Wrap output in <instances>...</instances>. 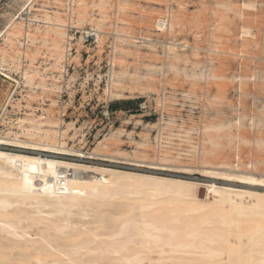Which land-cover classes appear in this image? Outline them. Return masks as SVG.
Masks as SVG:
<instances>
[{
  "label": "rangeland",
  "instance_id": "obj_1",
  "mask_svg": "<svg viewBox=\"0 0 264 264\" xmlns=\"http://www.w3.org/2000/svg\"><path fill=\"white\" fill-rule=\"evenodd\" d=\"M0 32V150L186 181L199 201L264 192L202 171L264 176V0H0Z\"/></svg>",
  "mask_w": 264,
  "mask_h": 264
},
{
  "label": "bare ground",
  "instance_id": "obj_2",
  "mask_svg": "<svg viewBox=\"0 0 264 264\" xmlns=\"http://www.w3.org/2000/svg\"><path fill=\"white\" fill-rule=\"evenodd\" d=\"M202 171L264 188L258 174ZM241 188L199 201L186 181L0 150V264H264V192Z\"/></svg>",
  "mask_w": 264,
  "mask_h": 264
},
{
  "label": "built area",
  "instance_id": "obj_3",
  "mask_svg": "<svg viewBox=\"0 0 264 264\" xmlns=\"http://www.w3.org/2000/svg\"><path fill=\"white\" fill-rule=\"evenodd\" d=\"M146 107H147L146 104H143V105L141 106L142 109H146Z\"/></svg>",
  "mask_w": 264,
  "mask_h": 264
}]
</instances>
